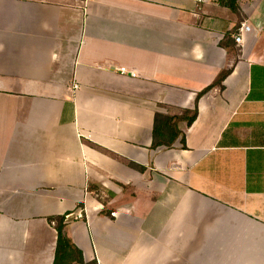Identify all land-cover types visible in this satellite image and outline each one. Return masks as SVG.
I'll list each match as a JSON object with an SVG mask.
<instances>
[{"label":"crops","instance_id":"0c3cea01","mask_svg":"<svg viewBox=\"0 0 264 264\" xmlns=\"http://www.w3.org/2000/svg\"><path fill=\"white\" fill-rule=\"evenodd\" d=\"M264 0H0V264H264ZM125 68L126 72H121ZM76 85V86H75ZM121 159L145 167L139 171Z\"/></svg>","mask_w":264,"mask_h":264},{"label":"trees","instance_id":"16d2710c","mask_svg":"<svg viewBox=\"0 0 264 264\" xmlns=\"http://www.w3.org/2000/svg\"><path fill=\"white\" fill-rule=\"evenodd\" d=\"M224 6L231 8L238 16L236 27L233 34H227L220 44L232 51L235 59L232 65L223 69L214 82L197 94L195 105L192 109L180 110L175 114L163 113L157 111L155 114V123L153 129V148L160 146L171 147L175 141L181 137L183 146L186 145L184 131L180 128L181 123H186L191 126L198 116L199 99L207 92L214 88L222 90L224 81L230 75L235 63L240 55L241 48L233 46L231 41L234 40V34L239 30L242 23V13L238 4V0H220ZM127 165L139 171H145V167L127 159H121ZM69 213L49 217V221L55 225L57 230V243L55 249V264H86L83 257V252L77 247L73 240L66 232L67 225L70 221Z\"/></svg>","mask_w":264,"mask_h":264},{"label":"built area","instance_id":"2783aa9c","mask_svg":"<svg viewBox=\"0 0 264 264\" xmlns=\"http://www.w3.org/2000/svg\"><path fill=\"white\" fill-rule=\"evenodd\" d=\"M250 27L249 26H245L244 24L239 27V30L236 34H234V38L236 40L237 43H241L243 40V34L247 31H249ZM121 72H126L125 68L121 69ZM76 86V85H75Z\"/></svg>","mask_w":264,"mask_h":264},{"label":"rangeland","instance_id":"374dc122","mask_svg":"<svg viewBox=\"0 0 264 264\" xmlns=\"http://www.w3.org/2000/svg\"><path fill=\"white\" fill-rule=\"evenodd\" d=\"M263 7H264V3H263Z\"/></svg>","mask_w":264,"mask_h":264}]
</instances>
